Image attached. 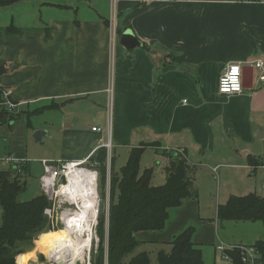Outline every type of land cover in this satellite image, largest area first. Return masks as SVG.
Segmentation results:
<instances>
[{
    "label": "crops",
    "instance_id": "0c3cea01",
    "mask_svg": "<svg viewBox=\"0 0 264 264\" xmlns=\"http://www.w3.org/2000/svg\"><path fill=\"white\" fill-rule=\"evenodd\" d=\"M116 12L113 36L109 0L0 6V65L7 69L0 87L22 103L14 120L0 124V155L21 162L26 189L31 169L37 180L43 173L42 159L95 158L102 148L109 172L118 173L131 149L142 145L139 171L151 168V183L160 185L182 150L197 195L170 209L163 229L135 232L133 253L144 251L151 262V255L168 252L174 236L193 225L192 240L204 264V248L214 250L220 240L216 208L234 194L215 197L210 208L201 195L218 179V169L222 176L226 170L255 172L242 157L259 159L264 153V82L257 81V72L252 70L251 88L241 94L217 92L227 64L264 58V0H118ZM10 24L20 33L7 34ZM125 30L140 46L121 43ZM39 113L43 122L31 119ZM95 120L102 123L100 131L92 130ZM36 130L43 131L40 141ZM121 155L124 163L114 168ZM35 161L39 166H32ZM11 168L0 162V171ZM259 237L248 245L225 243L251 246Z\"/></svg>",
    "mask_w": 264,
    "mask_h": 264
},
{
    "label": "trees",
    "instance_id": "16d2710c",
    "mask_svg": "<svg viewBox=\"0 0 264 264\" xmlns=\"http://www.w3.org/2000/svg\"><path fill=\"white\" fill-rule=\"evenodd\" d=\"M19 0H0V6H8ZM7 34L20 33L10 24L5 28ZM0 65V75L6 72ZM1 90V87H0ZM21 113V112H20ZM20 113L13 114L6 110L0 111V124L14 120ZM144 146L132 148L125 164L118 173H110L109 205L107 215V262L103 264H151L146 252L133 254L138 245L134 233L140 230H161L172 208L178 207L184 199L194 198L197 191L190 175L188 161L180 155H174L166 167V179L163 184L151 183L152 169L139 171L140 156ZM97 163L98 182H105L106 152L100 148L93 158ZM248 163L257 167L264 163V153L259 159L250 157ZM25 179L20 172L11 170L0 171V264H23L25 251L47 239L52 230L51 224L43 210L49 202L40 193L31 199L19 201L17 196L25 189ZM99 188L101 187L98 183ZM218 220L261 221L264 225V197L249 192L244 195H230L216 208ZM105 216L99 211L96 234L99 244L96 254L92 257L96 264L101 263L100 246L104 241ZM51 232V231H50ZM195 227L189 225L169 242L170 250H160L156 254V264H203L202 251L192 240ZM48 244L46 243V246ZM259 255L257 264H264V240H257L253 245ZM29 253V252H28ZM229 260L226 264H244L238 249L227 251ZM47 257V248L45 249ZM28 257V256H27ZM26 261V260H25ZM25 264V262H24Z\"/></svg>",
    "mask_w": 264,
    "mask_h": 264
},
{
    "label": "rangeland",
    "instance_id": "374dc122",
    "mask_svg": "<svg viewBox=\"0 0 264 264\" xmlns=\"http://www.w3.org/2000/svg\"><path fill=\"white\" fill-rule=\"evenodd\" d=\"M36 117L38 118L39 121L41 122L44 121V113H39L34 116H31V119H34ZM109 118L111 119L110 115H109ZM93 123L95 127L102 125L101 121L99 120H95V122ZM37 146L42 148V150L44 148L42 145H39V144ZM0 147H1V142H0ZM262 153H263V148H261L260 156ZM35 155H39V154H35ZM242 158H243L244 163L248 164V157H242ZM1 159H2V156L0 155V162L3 161V159L2 160ZM35 159H40V158L38 157ZM150 159H151V154L149 153L146 156V161L149 162ZM124 161H125L124 156L121 155L117 157V160L114 163V168L121 166L124 163ZM32 166L36 167V166H39V164L37 163V161H35L32 164ZM105 166H106L105 182L102 183V186H101V179H100L98 183L101 187L100 188L97 187L99 197H100L99 198L100 200L99 210L105 216V223L103 224V228L105 226V233H104V230L102 231V236L104 235V241L102 245L100 246L101 248L100 249V254H101L100 264L107 262V215H108V205H109L110 172L107 169V165ZM255 169H256L255 172L253 171V169H248V170L246 169L245 175L241 173L245 171L244 169H240L239 171L236 169L231 170V171L226 170L227 174L225 176H222L221 169H218V175H217L218 179L216 181L214 180L213 185L211 184L212 186L211 188H207L208 190L207 194L201 195L202 204L210 208L213 206L215 197L218 198V196H220L221 198H224L225 196L229 195V193L234 194V195H240V194L251 191L252 193H255L261 197H264V182H263L264 163L259 165V167L257 166ZM41 173H42V170H41ZM251 173L253 174L251 175ZM31 176L32 178L29 177L27 188L24 191L20 192L17 196V199L19 201H25V200L31 199L32 197H34L40 192V188H39L40 185L38 181L39 179L37 180V177H36L37 174L35 173L34 170L32 171V169H31ZM1 211H2V208L0 206V216H1ZM63 228L59 229V231L50 230L51 232L49 231L48 234H47V231L40 234L41 236L47 235V239H44V242H41L39 245H37L38 238L33 242V248L31 250L25 251L24 253V254L26 253L27 254L23 261V264L25 260H26L25 264H29V263L30 264L40 263L41 264V262H43V264H48V260L51 261V258L53 259L54 257L57 259L59 257L60 250L59 249L56 250V248H60V245L58 247V240L61 237ZM92 229H94L93 225H92ZM93 231L94 230H92V233H93L92 247L90 250V258L88 260L89 264H96V262L99 260L98 258L95 261V263L94 261H92L94 260V258L92 257L96 254L97 247L100 242L97 234L96 233L94 234ZM256 235H260V237L256 239L264 240V225L260 222L249 223V222H243V221L225 220V221H221L220 223L219 233H218V236H219L218 238L220 240H218L216 245H219L221 243L226 246L232 245V244H229L232 242L225 243V241H233V243L243 241V243L248 245L249 243H252V241H254L253 237ZM203 236L205 239H209L210 237L209 230H205ZM46 243L48 244L47 246H46ZM46 248H47V257L45 254ZM204 250H205L204 264H213L212 263L213 258H214L215 264H225L228 262V260L223 256L221 251H218L215 248L214 249L215 252H214L213 248L209 244L207 245V247L204 248ZM150 257H151V264H156V258L153 255H151Z\"/></svg>",
    "mask_w": 264,
    "mask_h": 264
},
{
    "label": "built area",
    "instance_id": "2783aa9c",
    "mask_svg": "<svg viewBox=\"0 0 264 264\" xmlns=\"http://www.w3.org/2000/svg\"><path fill=\"white\" fill-rule=\"evenodd\" d=\"M118 0H109L110 3V30L112 35L115 34V18H116V2ZM251 66L254 72H257V81L264 82V58H258L251 62H232L226 65L222 73L218 76L217 92L222 95H237L244 91L243 86V68ZM235 69V71H233ZM22 103L13 99L12 90L9 88H1L0 90V111L6 110L9 113L18 114L21 112L20 105ZM94 131H100V127H92ZM104 147L109 151L111 144L107 141ZM178 154L187 160L185 153L182 150ZM2 159L12 165V168L21 171V162L11 155H4ZM43 166V173L39 178V185L41 193L47 198L49 204L43 210L44 214L50 221L52 230H59L63 228V215L71 212H76L79 207L75 204L74 197L69 193H65L62 189L64 185L69 183V175L72 169H81L90 172L94 177V200L96 201V218L94 226V234L96 233V226L99 215V193H98V179L99 173L96 169L97 163L93 158H86L83 160H40ZM108 169V167H107ZM109 175V173H108ZM59 221V222H58ZM60 223V224H58ZM218 251H221L223 256L229 260L228 250L238 249L241 256V261L244 264H257L259 255L253 246L245 245H216ZM48 260V259H47ZM48 264L50 260H48Z\"/></svg>",
    "mask_w": 264,
    "mask_h": 264
},
{
    "label": "bare ground",
    "instance_id": "6f19581e",
    "mask_svg": "<svg viewBox=\"0 0 264 264\" xmlns=\"http://www.w3.org/2000/svg\"><path fill=\"white\" fill-rule=\"evenodd\" d=\"M71 172L68 176L69 183L62 189L74 197L79 210L63 215L64 228L58 240L60 248H56L60 250L59 257H53L51 261L55 264H75L78 261L89 264L93 241L92 225L96 218L94 177L90 172L81 169H72Z\"/></svg>",
    "mask_w": 264,
    "mask_h": 264
},
{
    "label": "water",
    "instance_id": "95a60500",
    "mask_svg": "<svg viewBox=\"0 0 264 264\" xmlns=\"http://www.w3.org/2000/svg\"><path fill=\"white\" fill-rule=\"evenodd\" d=\"M121 43L127 48H133L135 46H140V42L136 39L132 31L125 30L121 34ZM252 85V67L245 66L243 68V86L244 88H251ZM43 134V131L36 130L33 134L34 138L40 141V138ZM51 264H55L54 261H50ZM75 264H83L82 262L78 261Z\"/></svg>",
    "mask_w": 264,
    "mask_h": 264
},
{
    "label": "snow or ice",
    "instance_id": "6c2138e0",
    "mask_svg": "<svg viewBox=\"0 0 264 264\" xmlns=\"http://www.w3.org/2000/svg\"><path fill=\"white\" fill-rule=\"evenodd\" d=\"M233 71H235V69H233Z\"/></svg>",
    "mask_w": 264,
    "mask_h": 264
}]
</instances>
